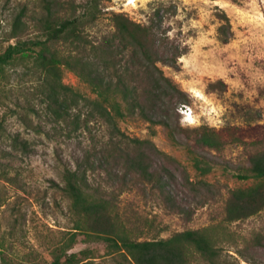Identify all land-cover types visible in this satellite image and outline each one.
Returning <instances> with one entry per match:
<instances>
[{
	"label": "rangeland",
	"instance_id": "374dc122",
	"mask_svg": "<svg viewBox=\"0 0 264 264\" xmlns=\"http://www.w3.org/2000/svg\"><path fill=\"white\" fill-rule=\"evenodd\" d=\"M40 8V0H0V51L40 38ZM100 10L84 30L92 43L114 32L116 14L154 25L168 48L181 54L176 67L157 63L182 94L171 99L167 118L181 145L173 144L162 125L136 116L117 122L129 138L152 142L160 152L157 170L166 168L172 177H163L162 187L136 176L123 184V160L102 152L113 127L108 115L101 109L88 115L94 95L67 65L83 61L80 52L52 47L62 84L78 94L71 96L70 121L56 127L40 103L46 93L37 88L42 74L35 62H15L0 81V264H53L55 248L74 226L64 170L87 153L95 168L87 173L92 191L115 204L118 225L132 240L210 228L219 255L210 262L194 256L192 264H264V209L238 221H227L225 214L230 193L255 183L235 176L248 167L250 155L264 149V0H103ZM226 24L224 41L219 28ZM182 105L191 110L187 119L178 111ZM204 130L228 132L222 146L211 149L194 144ZM14 139L25 141L29 152ZM194 158L209 171L197 169ZM77 233L67 254L89 250L91 264H128L105 244Z\"/></svg>",
	"mask_w": 264,
	"mask_h": 264
},
{
	"label": "trees",
	"instance_id": "16d2710c",
	"mask_svg": "<svg viewBox=\"0 0 264 264\" xmlns=\"http://www.w3.org/2000/svg\"><path fill=\"white\" fill-rule=\"evenodd\" d=\"M102 1L40 0L41 12L36 20L40 38L18 41L0 51V81L5 68L22 59H33L42 74L37 88L41 95L46 93L40 98L44 115L51 125L59 126L70 121L71 96L78 94L62 84L61 62L52 52V47L61 44L80 52L84 60L67 62V65L94 95V99L89 100L88 115L91 117L101 109L113 126L109 140L102 145V152L118 162L123 160L124 185L131 176H136L146 184L162 187L163 177L171 178L172 174L166 168L157 170L154 158L160 152L148 140L126 136L118 129L117 122L136 116L149 124L162 125L168 129L173 144L181 145L177 131L171 128L167 118L171 99L182 94L157 66V63H163L176 67L181 54L176 48L173 51L168 48L163 42L167 38L158 36L159 30L154 25L141 26L116 14L113 16L114 32L99 43L89 41L84 30L98 18ZM223 20L227 22L225 16ZM228 27L226 24L219 28L224 41H227ZM29 44L33 45L32 50L26 47ZM227 132L204 130L195 136L194 144L218 149ZM233 141L244 143L237 138ZM13 142L23 152H29L25 141L14 139ZM93 151L96 150L93 148ZM248 162V167L235 177L255 183L230 193L225 208L227 221L248 218L264 209V149L250 155ZM75 164L74 168H65L62 178L63 190L71 202L74 226L71 232H67L68 239L55 248L53 264H91L93 257L89 250L67 254L79 231L105 244L110 255L122 257L128 264H192L194 256L210 262L219 255L217 241L210 228L185 230L159 240H132L118 225L115 204L101 197L96 190L92 191L87 173L95 171V168L88 153ZM194 164L203 173L209 171V168L200 166L197 158H194ZM121 167L117 168L118 171ZM114 176L118 177V174ZM63 257L65 259L61 261Z\"/></svg>",
	"mask_w": 264,
	"mask_h": 264
},
{
	"label": "built area",
	"instance_id": "2783aa9c",
	"mask_svg": "<svg viewBox=\"0 0 264 264\" xmlns=\"http://www.w3.org/2000/svg\"><path fill=\"white\" fill-rule=\"evenodd\" d=\"M179 113L183 116L182 118L187 119L191 115V110L188 106L182 105L178 108Z\"/></svg>",
	"mask_w": 264,
	"mask_h": 264
}]
</instances>
